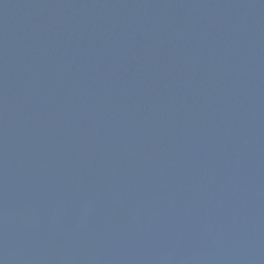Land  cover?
<instances>
[{
	"label": "water",
	"instance_id": "water-1",
	"mask_svg": "<svg viewBox=\"0 0 264 264\" xmlns=\"http://www.w3.org/2000/svg\"><path fill=\"white\" fill-rule=\"evenodd\" d=\"M0 264H264V0H0Z\"/></svg>",
	"mask_w": 264,
	"mask_h": 264
}]
</instances>
